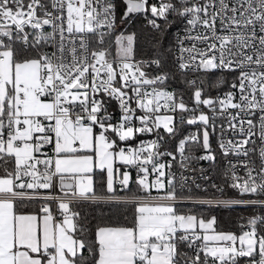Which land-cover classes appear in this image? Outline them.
<instances>
[{
    "label": "snow or ice",
    "instance_id": "obj_1",
    "mask_svg": "<svg viewBox=\"0 0 264 264\" xmlns=\"http://www.w3.org/2000/svg\"><path fill=\"white\" fill-rule=\"evenodd\" d=\"M136 16L174 45L137 59ZM213 135L237 159L204 186ZM197 206L264 209V0H0V264H264V214L224 232Z\"/></svg>",
    "mask_w": 264,
    "mask_h": 264
},
{
    "label": "trees",
    "instance_id": "obj_2",
    "mask_svg": "<svg viewBox=\"0 0 264 264\" xmlns=\"http://www.w3.org/2000/svg\"><path fill=\"white\" fill-rule=\"evenodd\" d=\"M121 7L123 8V5ZM180 27L181 25L174 24L163 33H157L147 25V22L141 16H136L130 23L126 22L124 25H121L118 30L123 31L126 29L128 33H135L136 58H155L158 52L164 51L168 47L174 45L175 33ZM157 41H159V44H157ZM165 62L169 66L171 65L172 58L170 55H165ZM170 84L172 89L183 92L186 98L190 95V92L186 91L182 79H174ZM219 179L220 181L222 179L220 173ZM96 187L99 190L102 188V185L97 184ZM34 207L35 205L26 209V211H31ZM198 209L207 211L209 208L197 206V211ZM77 210L80 212L81 216L86 217L87 221H90L92 225L112 222L128 223L130 222L132 214L131 207L112 203L85 202L81 204ZM215 211L218 227L221 230H234L236 233L240 232L241 226L245 224L248 217L264 214V209L244 208L239 206L217 209ZM125 217L129 219L125 220Z\"/></svg>",
    "mask_w": 264,
    "mask_h": 264
},
{
    "label": "built area",
    "instance_id": "obj_3",
    "mask_svg": "<svg viewBox=\"0 0 264 264\" xmlns=\"http://www.w3.org/2000/svg\"><path fill=\"white\" fill-rule=\"evenodd\" d=\"M137 59H153V58H137ZM146 71L154 74L155 70H154V67H149L146 69ZM170 88H171V84H170ZM216 94H214V95H216ZM194 131H196L195 126H190V125L185 124V125L179 127V134L177 135V137L175 139L167 140V143L165 144V149L169 150V151L174 150L176 148V145H177L180 138H182V137H184V136H186L189 133L194 132ZM217 138L218 137L216 135L211 136V143L213 145V150H214L215 155H216V161L214 164L212 162H209V161H193L192 162V167L205 169L204 175L211 177V180L205 181L203 179H200L201 174L199 171L191 173V175H194L197 177V183H200L204 186H207L212 181L220 183L221 181L219 179V173L221 174V178H222V173L224 172V170L227 166V161L228 160L235 161L237 159L236 157H233V156H229V157L225 158L222 155V153L218 147V144H217ZM141 139L144 141H148L151 139H155V136H144V137L138 138V140H141ZM191 150L193 151L194 155H196V156L203 154L202 150L196 148L195 146H193ZM165 159H168V158L165 157ZM173 171H176L175 166L173 168ZM133 175H135L134 171H133ZM231 195H234V193L229 191V196H231ZM200 207H207V206H200Z\"/></svg>",
    "mask_w": 264,
    "mask_h": 264
},
{
    "label": "rangeland",
    "instance_id": "obj_4",
    "mask_svg": "<svg viewBox=\"0 0 264 264\" xmlns=\"http://www.w3.org/2000/svg\"><path fill=\"white\" fill-rule=\"evenodd\" d=\"M118 31H122V30H118ZM216 75H219V73H217ZM217 90L216 89H213L211 94L214 95V93H216ZM189 97V96H188ZM188 97L185 99L188 100ZM190 102V101H189ZM217 209H223V208H211V209H208L207 211L206 210H202V209H198V212L205 215V216H215L216 217V211ZM217 230L218 231H224V232H233V233H236L234 230H221L219 227H218V222H217Z\"/></svg>",
    "mask_w": 264,
    "mask_h": 264
}]
</instances>
